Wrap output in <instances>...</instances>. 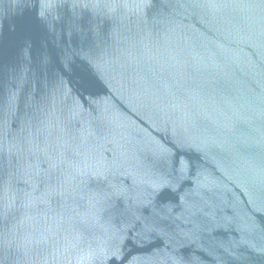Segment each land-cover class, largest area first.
<instances>
[{"label": "water", "instance_id": "95a60500", "mask_svg": "<svg viewBox=\"0 0 264 264\" xmlns=\"http://www.w3.org/2000/svg\"><path fill=\"white\" fill-rule=\"evenodd\" d=\"M0 264H264V0H0Z\"/></svg>", "mask_w": 264, "mask_h": 264}]
</instances>
